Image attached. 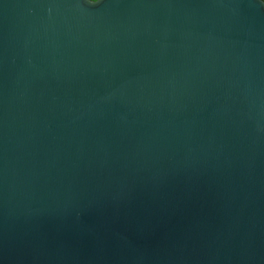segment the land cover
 <instances>
[{"label":"water","instance_id":"95a60500","mask_svg":"<svg viewBox=\"0 0 264 264\" xmlns=\"http://www.w3.org/2000/svg\"><path fill=\"white\" fill-rule=\"evenodd\" d=\"M0 264H264V1L0 0Z\"/></svg>","mask_w":264,"mask_h":264},{"label":"trees","instance_id":"16d2710c","mask_svg":"<svg viewBox=\"0 0 264 264\" xmlns=\"http://www.w3.org/2000/svg\"><path fill=\"white\" fill-rule=\"evenodd\" d=\"M264 1V0H263Z\"/></svg>","mask_w":264,"mask_h":264}]
</instances>
